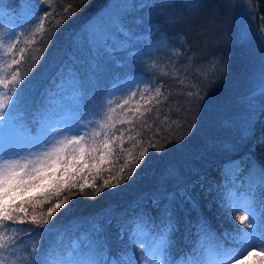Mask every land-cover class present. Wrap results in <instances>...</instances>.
<instances>
[{
  "label": "trees",
  "instance_id": "trees-1",
  "mask_svg": "<svg viewBox=\"0 0 264 264\" xmlns=\"http://www.w3.org/2000/svg\"><path fill=\"white\" fill-rule=\"evenodd\" d=\"M0 6L21 21L2 75L14 68L13 116L31 133L43 130L38 114L63 84L74 82L77 98L100 97L94 90L104 92L108 80H127L134 92L111 105L102 133L118 144L105 166L85 170L82 185L60 182L13 203L0 221V263L33 264L41 255L42 264H59L66 242L92 236L95 223L106 225L109 243L90 248L92 264H131L120 257L145 254L157 238L162 264H200L201 246L210 257L219 245L231 252L250 238L255 228L241 224L242 199L264 203V86H253L257 70L264 76V0ZM105 20L127 29L125 45L96 43L100 32L90 26ZM151 35L168 48L152 50ZM23 104H31L26 112ZM98 107L95 116L88 112L94 120L109 108ZM132 231L142 246L127 242ZM121 240L126 246L117 250ZM261 250L235 264H264Z\"/></svg>",
  "mask_w": 264,
  "mask_h": 264
},
{
  "label": "rangeland",
  "instance_id": "rangeland-1",
  "mask_svg": "<svg viewBox=\"0 0 264 264\" xmlns=\"http://www.w3.org/2000/svg\"><path fill=\"white\" fill-rule=\"evenodd\" d=\"M19 20L15 21L13 16L0 6V221L8 214L17 199L31 194L43 193L50 189H57L60 182L62 184L72 183L76 186L82 185L87 180L82 177L85 170L88 168L94 170L101 165L105 166L113 147L118 144V140L109 132L102 133L105 125H110L107 118L109 115H114L112 111L110 112L114 109V107L111 108V105L122 103L126 98L131 99L132 94H134L131 91L132 85L127 80H120L122 83L118 84L110 81V85L109 80L104 81L106 87L104 92L100 91L102 88L94 90L100 97L93 95L90 98L84 96L77 98L71 92L76 89L74 82L63 84L57 95L45 103L41 108V114H38V121L39 124L43 123V130L31 133L26 126L15 121L13 116L11 91L16 84L14 68L11 67V72L2 75L4 67L11 63L9 56L13 57L17 50L12 52L14 40L21 27ZM115 23L118 26H115ZM90 27L92 33L100 32L97 35L100 37L96 42L99 46L106 44L108 47L117 48L125 45L122 42L126 40L128 32L127 29H123L122 24L118 21L105 20L104 22H96ZM161 40L163 37L156 38L151 35L150 38H147V43L152 50L167 49L168 47H164ZM259 59L261 60V58ZM79 69L83 71V68ZM257 71L258 74L255 75L253 86L256 85L257 88L255 89L261 90L260 87L264 86V76L260 70ZM88 94H92V91H89ZM85 100L96 102H85ZM30 105L23 104L21 108L24 110L22 111L26 112ZM98 106L109 108L102 110L98 120H94L91 114L95 116ZM91 110H93L91 114H88ZM101 117L103 118L101 119ZM118 117L121 115L119 114ZM120 144L121 142H119ZM59 175L62 176L59 177L60 180L58 181L57 176ZM247 204V198H244L242 200L241 224L247 221V225H251L255 229L250 232V238L245 240L241 249L238 250L239 254H231L234 255L231 262L253 251L260 252L262 246L264 249V204L258 207L247 206ZM93 226L96 229L99 226V231L94 232L92 236L89 233L87 238V234H84L85 238L71 237L66 242L64 252L58 253L57 261L59 264L93 263L87 259L90 248L109 243V234L105 233L106 225L100 226L95 223ZM133 233L132 231L131 236L128 235L130 237L127 238V242L142 246L141 240ZM125 246L126 243L121 240L117 250ZM203 249L202 259L207 261L200 264H222L231 258V255L221 250L209 261L205 246ZM164 254L166 255V250L163 240L159 238L150 249H146L145 254L143 252L133 253L128 258L121 256L120 259L131 264H162ZM35 258L36 261L33 264H42L41 255L34 256ZM80 258H84V260L80 261ZM16 259L13 258L14 264H18ZM43 261H47V258H43Z\"/></svg>",
  "mask_w": 264,
  "mask_h": 264
}]
</instances>
